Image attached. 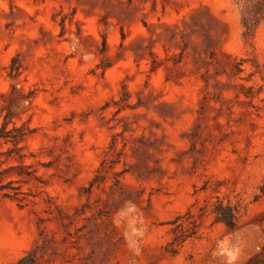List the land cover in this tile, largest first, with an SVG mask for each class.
<instances>
[{"label": "rangeland", "instance_id": "1", "mask_svg": "<svg viewBox=\"0 0 264 264\" xmlns=\"http://www.w3.org/2000/svg\"><path fill=\"white\" fill-rule=\"evenodd\" d=\"M242 7L0 0V127L24 132L0 138V264H264V17L245 37ZM217 196L239 229L205 214L171 244Z\"/></svg>", "mask_w": 264, "mask_h": 264}, {"label": "trees", "instance_id": "2", "mask_svg": "<svg viewBox=\"0 0 264 264\" xmlns=\"http://www.w3.org/2000/svg\"><path fill=\"white\" fill-rule=\"evenodd\" d=\"M264 17V0H243L241 10V25L245 37L252 36ZM10 116L6 114L3 117V123L0 127V138L4 141H11L16 145L23 139L24 132L19 127L13 126L11 130H5L6 124L10 121ZM94 181H96L94 179ZM90 183L91 187L94 183ZM264 193V190H261ZM210 214L213 222L222 223L228 232H234L240 227L241 211L238 203H231L218 196L215 200L206 203L199 208V212L192 214L187 211L184 214L177 215L172 223V232L174 234L171 244H178L196 235L199 227V220L205 215ZM185 218L184 220H182ZM14 264H40L38 257L33 250L19 257Z\"/></svg>", "mask_w": 264, "mask_h": 264}]
</instances>
